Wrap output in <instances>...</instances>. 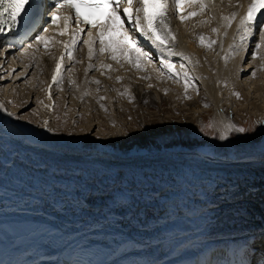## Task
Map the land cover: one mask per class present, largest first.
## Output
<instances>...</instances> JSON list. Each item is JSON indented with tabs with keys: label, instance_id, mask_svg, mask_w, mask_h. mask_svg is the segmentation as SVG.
Here are the masks:
<instances>
[{
	"label": "bare ground",
	"instance_id": "obj_1",
	"mask_svg": "<svg viewBox=\"0 0 264 264\" xmlns=\"http://www.w3.org/2000/svg\"><path fill=\"white\" fill-rule=\"evenodd\" d=\"M221 1L203 0L206 7L202 9L199 3L186 0L178 12L192 22H197L203 11L213 17L211 30L218 27L225 29L226 33L221 30L223 37L218 41H221V52L227 53L233 31L239 38L237 25L250 0ZM219 3L223 5L218 7ZM138 7L139 2L134 1L131 6L133 16ZM175 11L170 8L169 14L170 28L175 35L174 44L168 45L165 41L168 47L161 53L135 32L134 37L139 41L137 47L151 53L155 57L153 59L160 63L161 60L176 63V69L191 62L192 68L189 67L204 87L214 127L220 134L227 123L235 122L227 112V103L218 94L215 83L207 89L208 81L204 79L207 74L204 76L205 70L198 58L200 50L197 52L198 48L189 41L188 34L176 25ZM192 12L196 15L190 16ZM232 13H236V18L226 26L222 17H230ZM124 21L123 27L129 25L126 17ZM46 27L47 47L36 39L32 44L28 40L22 43L16 34L0 33V45L5 47L0 58L6 60L13 54L11 58L17 65L18 60L22 62L23 70L9 78L11 84L34 70L30 76L39 73V79L47 82L49 87L53 82L56 62L60 60L59 79L64 76V69L73 64L70 67L72 76H78L80 80L89 76L100 82L103 88L110 85L104 78V70L109 69L103 67L107 65L105 60L100 63L92 61L106 49L112 58L111 49L105 48L101 52L97 39L92 44L93 55L89 57L85 43L89 39L88 32L79 33L80 39L72 46V57L69 58L64 42L71 39L72 27L63 34L60 23H49ZM115 27L120 28V25ZM202 27L192 33L190 31V35L207 42L204 34L197 37V30H202ZM95 31L92 30L93 33ZM108 38L105 36V40ZM115 39L118 41L119 36ZM253 40L249 37L246 46H238L237 51L241 50V54L233 51L230 61H226L223 78L227 76L230 84L241 85L242 60ZM24 43L25 47L21 48ZM260 49L263 50V47ZM15 50L18 52L13 53ZM126 50L125 54L117 50L116 59L126 55L130 62L135 58V53L132 54L128 48ZM170 51L183 55H170ZM152 57L149 59L152 60ZM138 59L142 61L144 57ZM14 66L10 65L9 70H14ZM124 74L130 75L126 70ZM216 76L215 80L219 77ZM128 77H125L127 82L124 84L130 89L131 76ZM143 89L141 84H137L132 92L134 97L141 100ZM0 104L4 107L2 102ZM198 106L195 103L191 110L200 113L202 109ZM254 109L257 112L261 108ZM10 117L6 113L0 119V264H81L83 259L100 251L105 256L96 264H207L210 257L216 264L217 258L211 254L217 250L226 253L219 259V264H239L244 259V243L248 237L257 241L255 250L264 251L263 156L250 162L236 153L229 160L192 158L183 154L119 158L110 155L99 157L80 151L68 153L49 146L25 144L6 134L4 127ZM49 137L50 132L43 129L36 134L34 141L36 144L48 143ZM224 141L227 146L233 143L232 134ZM41 233H45L44 237L39 236Z\"/></svg>",
	"mask_w": 264,
	"mask_h": 264
},
{
	"label": "rangeland",
	"instance_id": "obj_2",
	"mask_svg": "<svg viewBox=\"0 0 264 264\" xmlns=\"http://www.w3.org/2000/svg\"><path fill=\"white\" fill-rule=\"evenodd\" d=\"M221 5L223 3L218 7ZM181 16H183L182 13L174 12L176 25H179L181 30L188 34L189 41L195 44L196 49L198 48L197 52L200 50L198 58L205 70L204 76L207 74L209 77L203 76L208 81L207 89H211L212 85L210 84L215 83L216 89L218 88L219 91L218 94L227 103V112L235 124L248 129L245 133H232L233 143L228 144L229 146L224 140L219 139L220 134L214 127L210 104L204 97V87L199 83L196 74L194 75L191 62H186L187 64L183 67L185 70L180 66L176 69V63L161 64L157 59H153L155 57H152L151 53L149 55L152 60L149 59L150 56H143L144 60L138 59L137 61L136 58L142 56L135 52L132 53H135V56L133 55L135 58L129 62L126 55L117 59L110 58L107 49L92 61L100 63L105 60V63L110 66L108 70H104L106 75L104 78L110 82L107 88H103L100 82L97 83L96 79H91L89 76H85L83 80H80L78 76H72L74 74L70 67L73 64L64 69V76L59 79V83H48L49 87L47 82L39 79V73L30 76L34 70L27 72L23 78L11 84L9 78L22 72V62L18 60L20 66L17 65L15 59L11 58L13 54L5 58L6 60L0 58V102L6 109L4 113H0V119H3L6 113L14 114L7 118L4 132L25 144L39 147L49 146L54 150L67 151L68 153L80 151L99 157L110 155L119 158H136L183 154L192 156V158L229 160L236 153L240 158L250 162L264 157V124L258 123V121H264L262 111L264 110V41L259 37V29L254 30L252 40H255L250 42L248 46L250 50L247 49L245 52V57L242 60V66H244L239 75L241 85L237 87L235 83L234 85L230 84L227 76L224 77L225 79L223 78L227 65L225 63L230 61L231 56L239 48L240 40L235 36L234 31L228 46H233V48L230 47L227 53H223L220 49L221 41L218 39L223 37L221 30L226 32L221 27L216 29L219 30L217 33L211 30L212 21L214 22L213 17L205 11L199 14L200 19L194 18L198 19L197 22L181 20ZM200 23L201 25H199ZM201 27L202 30H197V37L204 34L207 36V42L196 40L191 37L193 35H190ZM134 33L132 29L129 35L134 36ZM34 40L31 41V44ZM211 41L215 43H210ZM257 43L263 47V50L260 49L261 46L259 49L255 48ZM123 47H125L124 51L121 52L125 54L128 47ZM4 48L0 46V56H2ZM15 51L13 53L18 52ZM240 51L237 52L240 53ZM253 51L258 53L255 58L252 55ZM225 57L227 59H224ZM23 60L25 64V59ZM166 64H170L171 67H166ZM10 65H15L14 70H9ZM124 69L130 75L123 76L125 75ZM253 72H255L254 76ZM216 75L219 76L217 80H215ZM128 76H131L130 89L132 90L124 84L127 82L125 77ZM4 77L6 79L2 80ZM118 77L119 79H117ZM137 84H141L144 88L141 100L134 97L132 93ZM217 84L219 85L217 86ZM13 88L14 90L11 92ZM233 93H239V98ZM195 103L202 109L200 113L191 110ZM255 107L261 109L256 112ZM45 121H47V127L53 129L50 132L51 138L49 137L48 143L36 144L34 141L36 134L46 129Z\"/></svg>",
	"mask_w": 264,
	"mask_h": 264
},
{
	"label": "snow or ice",
	"instance_id": "obj_3",
	"mask_svg": "<svg viewBox=\"0 0 264 264\" xmlns=\"http://www.w3.org/2000/svg\"><path fill=\"white\" fill-rule=\"evenodd\" d=\"M54 7L51 8L49 16L51 18V23H57L58 18L62 19L64 22V29H61V34L67 31L68 23L75 18L77 24H84L90 28L96 29L95 33L89 31V39L85 42L88 45V55L91 57L93 55L92 44L95 40H99L100 51H105V48L112 50V58L116 59V51H124L123 46L128 47V51L139 53L141 56L147 57L149 54L144 52L143 49L137 47L139 41L132 35H129L127 31H121L123 24L121 16L127 18V23L132 27L134 32L138 33L145 41L150 42V44L156 48L161 53L165 51L168 45L175 43V35L170 28V8H174L179 11L181 6L185 4L186 0H139L140 7L135 9V16L132 13V3L133 0H127L126 6L123 7L121 13L122 0H53ZM192 3H199V6L203 9L206 7L203 0H190ZM32 4V0H0V32L5 31V27L9 30L15 29L18 23L23 17L28 13V8ZM105 6L111 8L108 15V20L101 24L99 20L93 19L92 13H83L80 11L81 8L89 9H101ZM51 7V5H50ZM154 9V11L149 12L148 9ZM63 9H70V13H65ZM189 15H196L195 12L189 13ZM187 17L181 16V20ZM236 18V13H232L230 17H222L227 24H230L233 19ZM133 20L135 21L133 23ZM119 24L120 28H116L115 25ZM259 29L260 39L264 41V0H250L245 14L240 17L239 24L237 25L239 33V46H246L249 37L253 36L255 29ZM84 31V29L76 28L73 29V34L71 39L64 42V49L69 58L72 57V46L76 45L77 41L80 39L79 33ZM216 31V29H213ZM48 32V28L45 27L43 32L35 37L36 41L43 42L45 47H47V37L45 33ZM119 35V40L117 41L115 37ZM105 36H108V40H105ZM203 40V38H201ZM168 42V45L165 44ZM210 43H215L211 41ZM116 45L117 47H114ZM260 44H255V48L259 49ZM31 47V45H29ZM232 47V46H230ZM170 55H183L182 53H175L170 51ZM253 58H255L258 53L256 51L252 52ZM227 59V57H225ZM164 64V60H161ZM166 67H171L170 64H166ZM92 67V65H89ZM103 67H110L109 65H103ZM61 70L60 60H57L55 69L52 74L53 83H59V73ZM253 76L255 72L252 73ZM119 79V77L117 78ZM99 83L98 81H96ZM239 98V93H233ZM0 111H6L3 105L0 104ZM9 116L14 115L13 113H8ZM260 124H264V121H258ZM44 127L48 132H52L53 129L47 127V121L44 123ZM203 131V129H201ZM248 129L244 127H239L231 122L227 123L219 135L220 140H226L232 133H245ZM212 257H216V264H219V259L226 255L223 250L214 251ZM207 264H214L213 259L207 261ZM231 264V262H227ZM239 264H264V251L259 255H256L255 251L251 246L244 252V259L239 262Z\"/></svg>",
	"mask_w": 264,
	"mask_h": 264
}]
</instances>
